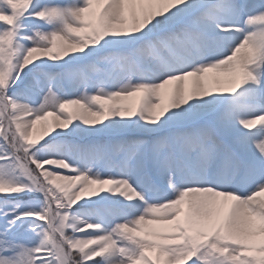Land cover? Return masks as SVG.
<instances>
[{
  "label": "snow or ice",
  "instance_id": "snow-or-ice-1",
  "mask_svg": "<svg viewBox=\"0 0 264 264\" xmlns=\"http://www.w3.org/2000/svg\"><path fill=\"white\" fill-rule=\"evenodd\" d=\"M0 264H264V0H0Z\"/></svg>",
  "mask_w": 264,
  "mask_h": 264
}]
</instances>
